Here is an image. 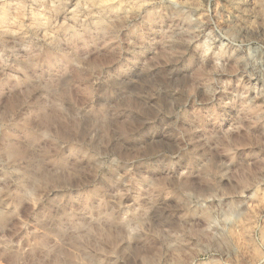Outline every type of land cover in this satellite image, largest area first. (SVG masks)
Returning a JSON list of instances; mask_svg holds the SVG:
<instances>
[{"label":"rangeland","instance_id":"obj_1","mask_svg":"<svg viewBox=\"0 0 264 264\" xmlns=\"http://www.w3.org/2000/svg\"><path fill=\"white\" fill-rule=\"evenodd\" d=\"M4 5L0 264H264V0Z\"/></svg>","mask_w":264,"mask_h":264},{"label":"bare ground","instance_id":"obj_2","mask_svg":"<svg viewBox=\"0 0 264 264\" xmlns=\"http://www.w3.org/2000/svg\"><path fill=\"white\" fill-rule=\"evenodd\" d=\"M23 6L24 5H21V4H18V6H15V13H16V17L17 16H19V14L20 15H23V14H26V13H24V9H23ZM101 7H102V9L105 11H108L109 10V6L107 5V4H105V3H102L101 4ZM32 14H33V16H39L38 14V12L36 13V12H32ZM41 15V14H40ZM18 18V17H17ZM39 18V17H38ZM50 18V17H49ZM34 19V18H33ZM17 21V20H16ZM16 21H15V19H14V21H13V19L11 18V16H8V14H7V7L4 5V6H2V9H1V11H0V30H5V29H7V30H9V29H11L12 30V28L14 27V26H16ZM35 21H37V19L35 20L34 19V22ZM39 22V21H38ZM37 23V22H36ZM10 32H12V31H10ZM44 36V35H43ZM50 61H52V59H51V52H50V50H43L42 52H40V53H36L35 55H33V56H30L29 57V59H28V61L27 62H25L23 65H22V67H24V69L25 70H27L28 68H32V66H34L36 63H39V64H43V65H47L48 63H50ZM197 71V70H196ZM200 71V70H199ZM198 71V72H199ZM200 73H201V71H200ZM29 77H27V76H25V77H23V79H22V84L24 85V88H23V90L25 89V88H27V86H28V81H29V79H28ZM3 85L4 84H0V95L3 93V91H2V88H3ZM18 85V84H17ZM16 85V86H17ZM19 87V86H18ZM11 89V88H10ZM19 91H20V89H19ZM14 94H16L17 93V91H16V89H14ZM13 94V93H12ZM13 103H14V101H12ZM13 103H10L11 104V107H13L14 105H13ZM10 107V108H11ZM14 108V107H13ZM53 120V117L51 118V117H46L45 119H44V126L46 127V126H48V123L50 122V121H52ZM30 139L32 140V141H37V138H36V136L34 135V134H31L30 135ZM10 153H13V154H16V155H18V156H22L23 154H24V151L22 150V149H20L17 145H15L14 143L13 144H11V145H9V150H8ZM212 165H209V167H211ZM6 218H5V214L4 213H2V211H0V224L5 220Z\"/></svg>","mask_w":264,"mask_h":264}]
</instances>
